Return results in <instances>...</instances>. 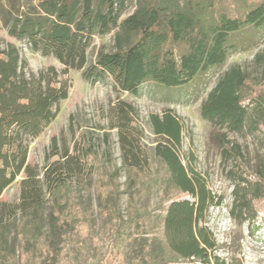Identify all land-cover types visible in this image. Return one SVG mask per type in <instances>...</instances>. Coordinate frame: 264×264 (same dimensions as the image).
Segmentation results:
<instances>
[{"label": "trees", "instance_id": "16d2710c", "mask_svg": "<svg viewBox=\"0 0 264 264\" xmlns=\"http://www.w3.org/2000/svg\"><path fill=\"white\" fill-rule=\"evenodd\" d=\"M132 1L36 0L9 11V34L54 56L64 70L49 67L30 75L15 45L0 46V197L25 174L19 201L0 202V264H227L204 237L203 189L189 175L176 142L166 138L156 145L153 169L137 112L128 106L117 104L107 115L108 129L118 133L121 167L96 178L101 162L94 139L73 123L66 135L52 139L41 170L27 162L29 142L57 118L68 98L71 81L64 76L70 70L81 71L90 83L110 80L134 96L146 82L183 87L226 62L232 34L264 26V0H185L170 11L145 0L122 18ZM113 31L116 49L100 50L90 63L94 36ZM201 116L230 133L264 138V70L257 81L238 66L225 72ZM222 156L232 165L231 215L241 223L255 222L264 203V170H252L227 133ZM93 181L102 202L98 229L92 206L72 195L73 186ZM163 185L159 204L147 209L143 200ZM123 195L128 196L126 218L118 210ZM91 244L99 251L89 259Z\"/></svg>", "mask_w": 264, "mask_h": 264}, {"label": "rangeland", "instance_id": "374dc122", "mask_svg": "<svg viewBox=\"0 0 264 264\" xmlns=\"http://www.w3.org/2000/svg\"><path fill=\"white\" fill-rule=\"evenodd\" d=\"M167 11L183 4L185 0H155ZM36 0H0V46L15 45L21 59L27 63L28 74H38L49 67L63 73L64 66L54 56H44L34 51L26 40H17L8 32L9 11L14 7L21 9ZM140 2H129L122 18L131 15ZM230 53L226 62L200 75L194 82L178 88L158 86L146 82L140 94L134 96L119 91L110 80L90 83L82 77L81 71L70 70L67 77L71 81L68 98L61 102L57 118L36 139L28 144L27 162L41 170L45 164L46 153L51 148L54 137L60 138L69 131L70 124L78 126L80 132H87L94 139L95 153L99 161L96 178L113 167H121L120 147L117 130L108 129L109 109L124 104L137 112L138 126L144 131V144L152 156L153 169L156 168L154 148L166 138L174 140L180 157L189 175L197 180L203 189L202 227L204 237L213 247L214 253L227 264H264V203L259 206L255 222L248 219L241 223L231 215L234 185L228 177L231 163L222 156V135L239 144L245 162L252 170H264V138L254 137L243 132L230 133L225 128L214 127L201 116V107L209 93L216 87L222 75L232 67L238 66L251 80L257 81L264 70V26L249 27L230 36ZM111 52L116 49L115 32L104 36H94L88 51L89 62H94L100 50ZM106 133L108 136H106ZM178 138V139H177ZM120 182L126 180L125 170H121ZM25 177L21 173L2 193L0 202L17 203L20 196V182ZM124 187L121 188L123 190ZM166 185L155 186L143 200L144 206L152 210L160 202ZM72 195L86 206H92L97 218L102 202L98 198L95 181L84 187L73 186ZM128 196L123 195L118 210L126 218ZM50 203L46 204V214ZM113 223H116L114 220ZM16 224L11 225L12 244L15 241ZM97 245H88L87 257L97 255ZM18 254V251L16 250ZM190 264V263H189ZM198 264V263H194Z\"/></svg>", "mask_w": 264, "mask_h": 264}]
</instances>
